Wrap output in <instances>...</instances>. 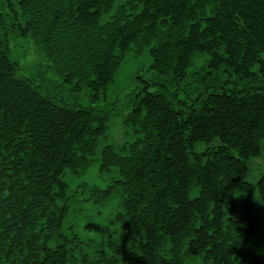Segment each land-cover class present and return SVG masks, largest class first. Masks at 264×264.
I'll return each instance as SVG.
<instances>
[{
  "label": "trees",
  "instance_id": "16d2710c",
  "mask_svg": "<svg viewBox=\"0 0 264 264\" xmlns=\"http://www.w3.org/2000/svg\"><path fill=\"white\" fill-rule=\"evenodd\" d=\"M0 264H264V0H0Z\"/></svg>",
  "mask_w": 264,
  "mask_h": 264
},
{
  "label": "rangeland",
  "instance_id": "374dc122",
  "mask_svg": "<svg viewBox=\"0 0 264 264\" xmlns=\"http://www.w3.org/2000/svg\"><path fill=\"white\" fill-rule=\"evenodd\" d=\"M257 172H258V171H256V170H253V175H255ZM256 175H257V174H256Z\"/></svg>",
  "mask_w": 264,
  "mask_h": 264
}]
</instances>
